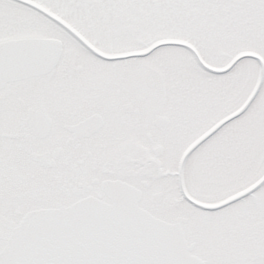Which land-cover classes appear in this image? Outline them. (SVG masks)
Masks as SVG:
<instances>
[{
	"label": "snow or ice",
	"instance_id": "snow-or-ice-1",
	"mask_svg": "<svg viewBox=\"0 0 264 264\" xmlns=\"http://www.w3.org/2000/svg\"><path fill=\"white\" fill-rule=\"evenodd\" d=\"M0 264H264V0H0Z\"/></svg>",
	"mask_w": 264,
	"mask_h": 264
}]
</instances>
